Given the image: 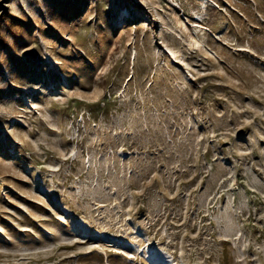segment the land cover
Returning a JSON list of instances; mask_svg holds the SVG:
<instances>
[{
    "label": "rangeland",
    "instance_id": "374dc122",
    "mask_svg": "<svg viewBox=\"0 0 264 264\" xmlns=\"http://www.w3.org/2000/svg\"><path fill=\"white\" fill-rule=\"evenodd\" d=\"M264 264V0H0V264Z\"/></svg>",
    "mask_w": 264,
    "mask_h": 264
},
{
    "label": "bare ground",
    "instance_id": "6f19581e",
    "mask_svg": "<svg viewBox=\"0 0 264 264\" xmlns=\"http://www.w3.org/2000/svg\"><path fill=\"white\" fill-rule=\"evenodd\" d=\"M154 264H157V262L154 261Z\"/></svg>",
    "mask_w": 264,
    "mask_h": 264
}]
</instances>
